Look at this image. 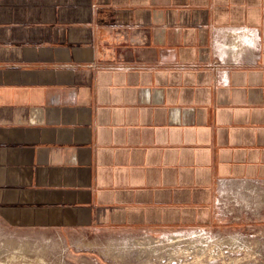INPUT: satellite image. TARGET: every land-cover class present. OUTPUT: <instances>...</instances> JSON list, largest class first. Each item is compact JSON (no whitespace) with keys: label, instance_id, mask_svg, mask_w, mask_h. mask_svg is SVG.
Listing matches in <instances>:
<instances>
[{"label":"crops","instance_id":"crops-1","mask_svg":"<svg viewBox=\"0 0 264 264\" xmlns=\"http://www.w3.org/2000/svg\"><path fill=\"white\" fill-rule=\"evenodd\" d=\"M228 180L264 191V0H0V225L207 226Z\"/></svg>","mask_w":264,"mask_h":264},{"label":"rangeland","instance_id":"rangeland-1","mask_svg":"<svg viewBox=\"0 0 264 264\" xmlns=\"http://www.w3.org/2000/svg\"><path fill=\"white\" fill-rule=\"evenodd\" d=\"M222 188L220 223L207 226L121 228L88 244L78 238L79 245L55 231L0 225V264L17 243L23 255L42 257L36 264H264V210L255 208L264 205V191Z\"/></svg>","mask_w":264,"mask_h":264},{"label":"bare ground","instance_id":"bare-ground-1","mask_svg":"<svg viewBox=\"0 0 264 264\" xmlns=\"http://www.w3.org/2000/svg\"><path fill=\"white\" fill-rule=\"evenodd\" d=\"M242 181V180H241ZM241 181H226L223 183V186L226 188L230 189H237V190H244L246 194H249L252 191H257L258 188L254 184H252L250 181H247L246 183ZM245 181V180H244ZM256 183V182H254ZM259 185V184H258ZM225 188V191H227ZM234 191V190H233ZM13 244V243H12ZM14 251L13 253L8 256L7 260L5 261L4 264H36L39 261L42 260V257L40 255L36 256V259H31L30 257L23 255L22 250L24 249V244L23 243H17L14 246ZM26 257H28V263H23V261L26 260Z\"/></svg>","mask_w":264,"mask_h":264}]
</instances>
